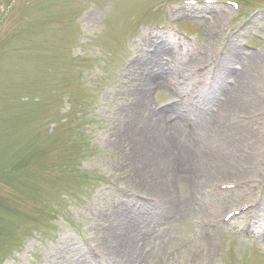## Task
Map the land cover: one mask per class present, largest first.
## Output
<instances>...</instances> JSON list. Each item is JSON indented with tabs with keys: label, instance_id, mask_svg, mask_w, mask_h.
<instances>
[{
	"label": "rangeland",
	"instance_id": "obj_1",
	"mask_svg": "<svg viewBox=\"0 0 264 264\" xmlns=\"http://www.w3.org/2000/svg\"><path fill=\"white\" fill-rule=\"evenodd\" d=\"M165 1L0 0L6 5L0 16V264H75L80 256L87 264L109 262L119 254L106 243L114 237L106 232L115 208L144 211L148 203L156 204L154 196H128L127 176L135 169L118 166L127 159L118 156L114 141L129 122L125 108L139 53L147 59L154 53L145 40L167 42L171 54L158 60L184 87L182 98L185 88L199 96L195 78L186 85L180 70L185 56L201 57L191 69L207 72L231 39L246 52L264 49V0H238V11L228 3L204 9L202 4L183 7ZM162 23L166 29L158 30ZM176 28L192 41L177 37ZM230 67L242 69L238 62ZM246 77L251 82V71ZM224 81L235 83L232 77ZM241 89L245 95L247 88ZM170 92L154 91L148 100L154 107L165 106ZM188 98L189 108L201 107L200 99L194 103ZM263 104L264 96L257 100V122H249L244 109L237 111L249 130L261 134L252 153L255 166L236 176L231 165L222 174L211 168L215 180L207 184L215 193L219 182L244 185L248 180V188H259L260 197L252 199L248 193L219 201L217 218H202L200 206L209 210L216 202L189 192L197 212L182 211L188 186L170 176L168 197L178 210L163 222L143 220L150 234L147 241L138 240V246L144 243L145 264H264ZM219 115L216 122L225 132ZM182 123L190 130L192 117ZM248 202L255 204L249 214L222 223L225 209ZM250 227L253 233L246 235ZM211 230L213 238L205 247Z\"/></svg>",
	"mask_w": 264,
	"mask_h": 264
},
{
	"label": "bare ground",
	"instance_id": "obj_2",
	"mask_svg": "<svg viewBox=\"0 0 264 264\" xmlns=\"http://www.w3.org/2000/svg\"><path fill=\"white\" fill-rule=\"evenodd\" d=\"M214 16L220 18L218 15ZM205 28L208 33L210 26L205 25ZM146 42L154 48V53L150 59L145 58L143 52L139 53L136 71L131 75L132 96L125 108V111L129 112V122L126 125L122 124L120 133L116 134L118 139L114 141L118 156L124 155L127 159L125 164L118 166L135 169L134 173L131 171L127 176L130 180L128 196L132 197L139 192L137 197L154 196L157 200L154 205L148 203L150 208H144V211H129L123 206L115 208V212L112 213L115 224L112 223L106 232L108 235L113 234L114 237L112 242L106 243L114 249L113 252L119 254L103 264H145L147 257L142 256L144 243L138 246V240L147 241L150 234L146 230L147 224L143 222L145 220L163 222L169 214L174 215L178 210V206L168 197L170 176L188 186L187 193L185 191L182 193L184 194L182 211L197 212L192 197L189 196V192L195 191L202 201L212 199L211 202H216V205L213 202V207L209 210L200 206L202 218L216 219L218 202H230L235 198L218 191L215 193L208 191L207 184L215 180L210 175L211 168L222 174L221 169L231 165V175L236 176L249 173L255 166L252 153L256 150L261 134L260 131L249 130V122H257L261 118L257 100L263 99L264 96L262 69L264 49L261 48L255 53L246 52L237 47L236 40L231 39L221 55L215 54L217 64L214 66L215 75L211 77H214L211 84L207 88H201L200 96L197 98L192 95L189 88H185L186 98H182L179 95L184 87L178 86L175 73L158 60L162 54H171L167 42L164 40L156 43L150 38L145 40L144 44ZM198 59L201 60V57L193 55L180 60V70L183 71L186 85L195 77L191 65ZM233 62L240 63L242 69L238 72L233 71L230 67ZM249 71L253 76L251 82L246 77ZM226 77H232L235 80L234 85L226 84L224 81ZM243 86L247 88L245 95L241 93ZM167 89L172 90L168 94V103L159 108L152 106L148 100L149 95L154 91ZM189 96L194 103L200 99L201 107L189 108ZM241 108L247 112L248 123L237 114ZM217 114H220L222 126L226 128L225 132L221 131V126L216 122ZM187 117H192L191 131L185 129L182 123ZM135 121L140 122L139 129L134 128ZM123 145L131 146L126 151ZM118 163L120 162L116 160L115 164ZM181 174H185L187 179H180ZM241 195L243 193L238 194L236 198ZM207 233L204 238L205 247L210 244L214 231ZM120 254L123 255V259H119ZM85 263L87 264L82 256L75 262Z\"/></svg>",
	"mask_w": 264,
	"mask_h": 264
}]
</instances>
